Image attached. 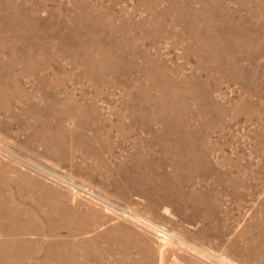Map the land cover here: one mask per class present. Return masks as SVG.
<instances>
[{
    "label": "bare ground",
    "instance_id": "1",
    "mask_svg": "<svg viewBox=\"0 0 264 264\" xmlns=\"http://www.w3.org/2000/svg\"><path fill=\"white\" fill-rule=\"evenodd\" d=\"M49 1L54 7L39 17ZM118 1L0 0V102L20 103L28 137L58 148L56 157L66 155L67 144L93 157L92 144L100 145L108 156L94 158V165L106 178L114 175L122 196L135 193L173 218L201 220L197 233L218 239L228 231L223 196L253 198L264 208V166L250 181L239 157H211L221 146L210 139L226 112L211 93L219 85L213 75L230 81L244 77L240 61L255 63L260 32L252 18L264 12V0H232L236 8L228 0H149V21L138 24L115 12ZM169 17L181 26L173 39L186 42V60L194 59L206 78L180 75L185 67H167L159 49L144 47L172 34ZM143 24L146 39L134 36ZM61 58L77 70L57 65ZM80 78L89 81L91 95L70 92L67 82ZM112 87L122 89L125 102L109 119L88 100ZM127 142L132 150L121 152ZM100 222L66 195L0 163V264H154L151 247L125 242L114 232L119 227L98 230Z\"/></svg>",
    "mask_w": 264,
    "mask_h": 264
},
{
    "label": "rangeland",
    "instance_id": "2",
    "mask_svg": "<svg viewBox=\"0 0 264 264\" xmlns=\"http://www.w3.org/2000/svg\"><path fill=\"white\" fill-rule=\"evenodd\" d=\"M70 1L62 0L66 5H70ZM147 1L149 0H119L114 6L115 12L137 24L141 21L147 22L150 18L145 6ZM227 3V7L231 8L239 5L237 1L232 0H228ZM52 7L54 3L49 1L45 9L38 12V16L46 17L48 8ZM240 13L246 14L242 9ZM252 20L253 27L260 32L256 40L258 44L256 50L259 53L254 58L255 63L240 61V67L246 69L244 77L234 74L237 77L227 81L218 74L213 75L219 85L211 93L223 104L226 112L223 116L222 129L210 134V139L217 141L221 146L211 157L215 160L221 158L223 154L233 159L239 157L240 165L246 170L250 181L257 178L259 168L264 166V12ZM169 25L173 28L171 35L156 38L153 45L146 41L144 47L150 52L159 49L162 61L167 67H185L180 75H189L194 71L199 73L202 79L206 78L205 72L194 68V59L186 60L184 56L186 42L184 44V41L172 37L173 32L176 34L181 26L174 25L171 17L166 21V26ZM146 28L143 24V28L135 32L134 36L140 35L146 39ZM192 32L199 33L200 28L194 27ZM57 65L65 67L70 72L77 70L66 58L59 59ZM258 68V79L254 85L252 76L254 70ZM76 82L74 84L67 82L71 93L78 97L83 93L91 95L87 89L90 86L89 81L80 78ZM112 88L109 91L107 88L103 89L102 99L98 101L93 99V102L88 100L109 119L115 118L114 112L125 102L122 89ZM0 105L2 106L0 163L13 168L16 173L34 179L37 185H44L54 192L66 195L72 206L100 219L101 225L97 227L98 230L107 226L112 229L119 227L121 231L114 232L125 242L139 244L141 248L151 247L154 250V264H160L162 254L163 258L166 256L163 264H188L191 260L198 264H264V208H260L253 198L248 197L240 202L230 199L228 201V197L223 196L222 207L229 214L226 221L228 231L218 239L212 232L197 233L202 224L201 220L192 224L187 220L173 218L166 207H161L158 211L135 193L131 196H122L124 193L117 191L114 175L106 178L101 174L100 167L94 165V158L108 156L107 153H100V145L92 144L93 148H90V151L93 157L82 154L78 156L69 144L64 148L66 155L56 157L58 148L46 147L42 145L41 140L28 137V130L22 127V122L26 118L21 113L20 103L13 102L8 105L0 102ZM244 106L247 108H243ZM13 113L16 116H13ZM131 146L127 142L121 152H130ZM114 150L115 155L119 154V149ZM78 151L84 153L83 149ZM85 161L88 163L87 168L83 167Z\"/></svg>",
    "mask_w": 264,
    "mask_h": 264
}]
</instances>
